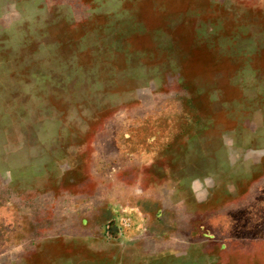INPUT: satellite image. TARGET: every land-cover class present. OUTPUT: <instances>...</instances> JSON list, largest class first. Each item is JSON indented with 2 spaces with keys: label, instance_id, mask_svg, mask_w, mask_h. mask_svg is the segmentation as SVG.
Returning <instances> with one entry per match:
<instances>
[{
  "label": "rangeland",
  "instance_id": "obj_1",
  "mask_svg": "<svg viewBox=\"0 0 264 264\" xmlns=\"http://www.w3.org/2000/svg\"><path fill=\"white\" fill-rule=\"evenodd\" d=\"M0 264H264V0H0Z\"/></svg>",
  "mask_w": 264,
  "mask_h": 264
}]
</instances>
